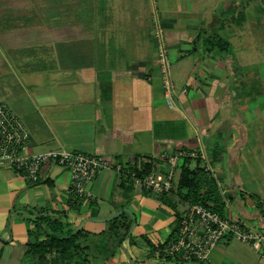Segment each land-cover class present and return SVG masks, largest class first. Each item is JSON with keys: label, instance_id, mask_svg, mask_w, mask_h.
<instances>
[{"label": "crops", "instance_id": "obj_1", "mask_svg": "<svg viewBox=\"0 0 264 264\" xmlns=\"http://www.w3.org/2000/svg\"><path fill=\"white\" fill-rule=\"evenodd\" d=\"M155 23L166 42L172 105ZM0 102L23 122L26 152L76 149L123 167L99 170L91 196L79 199L63 167L48 166L36 182L0 168V264H19L36 218L98 234L122 208L132 221L128 235L88 264L170 262L152 253L186 209L176 191L183 163L213 176L216 166L226 180L224 215L260 222L252 204L264 199V0H0ZM218 147L220 160L210 162ZM179 148L198 156L177 160L163 198L126 173L148 165L147 173L164 177L171 165L162 155ZM231 239L200 264H264L262 250L238 239L256 257L224 258Z\"/></svg>", "mask_w": 264, "mask_h": 264}, {"label": "built area", "instance_id": "obj_2", "mask_svg": "<svg viewBox=\"0 0 264 264\" xmlns=\"http://www.w3.org/2000/svg\"><path fill=\"white\" fill-rule=\"evenodd\" d=\"M153 35L160 74L166 86L165 99L172 105L168 77L169 59L164 34L158 23H155ZM27 142L28 133L20 117L11 107L0 102V168H8L23 179L36 182L43 178L44 169L48 166L63 167L69 172V192L75 199L91 196L87 187L99 170L112 167L116 171L123 170V167L113 165L102 155L76 149L51 148L29 153L25 151ZM185 156L197 157L198 153L179 148L170 154H163L162 157L171 165V170L164 177H158L153 172L141 177H136L131 171L126 173L130 174L141 187L153 194H160L170 188L172 168L179 158ZM220 193L227 204L228 199L224 191L220 190ZM185 203L186 209L179 216L174 236L152 253L158 260L202 262L207 259L213 246L225 237L236 238L248 243L254 250H262L264 253V199L255 200L252 204L260 213V222L254 223L240 217L220 215L202 203Z\"/></svg>", "mask_w": 264, "mask_h": 264}, {"label": "trees", "instance_id": "obj_3", "mask_svg": "<svg viewBox=\"0 0 264 264\" xmlns=\"http://www.w3.org/2000/svg\"><path fill=\"white\" fill-rule=\"evenodd\" d=\"M216 40L217 44L220 47L222 46L223 50H226L227 43L219 37ZM211 154L210 162L220 160L221 147H218L215 151L213 150ZM180 167V175L176 185V191L180 198L189 203L198 202L205 204L220 215H223L225 200L210 170L198 166L194 169H189L184 163ZM131 172L136 177H141L148 172V165L143 169H135ZM165 194L166 192H163L161 198ZM125 215L126 212L122 211L117 217L109 219L107 230L98 234H91L83 230H64L61 222L56 218L45 216L36 218L33 230L29 231L32 239L26 243L23 259L24 256L30 257L26 264H43L42 262L46 260L45 255L50 250H53L58 255L53 257L49 264H88L89 256L102 254L103 252L111 255L113 248L119 245L122 239L128 235L132 221L129 219L130 222L126 223ZM178 219L179 215L177 214L176 225ZM121 228L122 230H120ZM175 231L176 226L166 241L174 236ZM34 255H36L35 258L32 257ZM166 261L175 264H183L185 262L170 259ZM192 261L199 263L195 260Z\"/></svg>", "mask_w": 264, "mask_h": 264}, {"label": "rangeland", "instance_id": "obj_4", "mask_svg": "<svg viewBox=\"0 0 264 264\" xmlns=\"http://www.w3.org/2000/svg\"><path fill=\"white\" fill-rule=\"evenodd\" d=\"M224 3V2H223ZM220 7L222 6V3L221 5H219ZM220 9V8H219ZM211 170L213 171V174L215 176V179L218 183V186L220 189H224L226 184V180L224 178L221 177L220 175V171L217 169V167H213L211 168ZM228 204V203H227ZM38 235V234H37ZM40 236V235H39ZM240 241V240H239ZM238 240H236V238L234 239H231L227 244H223V246L227 247V250H226V253L223 254V257L226 258V259H229V260H232L234 258V256L236 255V253L238 252H246L248 253L249 255L256 257L257 254H255V252H253L247 245H245L244 243H241L239 242ZM58 254H56L53 250H50L46 255V260H44L42 263L43 264H49V261L53 259V257L57 256ZM33 258L36 257V255L32 256ZM30 257H25L24 256V259H23V252H22V255H21V258H20V261H19V264H26L28 263V259ZM201 262H199L198 264H200ZM41 264V263H39Z\"/></svg>", "mask_w": 264, "mask_h": 264}, {"label": "water", "instance_id": "obj_5", "mask_svg": "<svg viewBox=\"0 0 264 264\" xmlns=\"http://www.w3.org/2000/svg\"><path fill=\"white\" fill-rule=\"evenodd\" d=\"M125 210V208H122V209H118L117 211H115L114 213H113V215L111 216V217H109V218H107V219H111V218H114V217H117L122 211H124ZM100 220H105V219H100ZM164 264H174L173 262H166V263H164Z\"/></svg>", "mask_w": 264, "mask_h": 264}]
</instances>
